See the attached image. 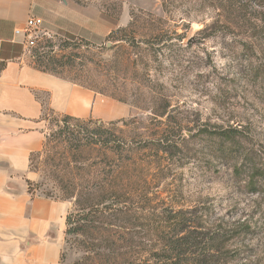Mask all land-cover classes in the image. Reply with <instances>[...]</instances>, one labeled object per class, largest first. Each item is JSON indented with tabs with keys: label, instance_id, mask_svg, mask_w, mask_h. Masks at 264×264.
Listing matches in <instances>:
<instances>
[{
	"label": "rangeland",
	"instance_id": "rangeland-1",
	"mask_svg": "<svg viewBox=\"0 0 264 264\" xmlns=\"http://www.w3.org/2000/svg\"><path fill=\"white\" fill-rule=\"evenodd\" d=\"M36 15L50 36L23 50L26 62L36 50L59 75L91 87L101 101L92 120L134 155V164L124 161L147 191L139 226L124 221L123 230L150 236L168 211L196 207L205 229L239 230L221 245L223 264H264V0H40ZM43 111L29 180L36 194L57 199L56 176L71 168L75 178L101 149L67 140L60 114ZM230 128L239 132L219 136ZM167 131L180 143L171 158L150 142ZM65 201L66 215L73 198ZM64 229L60 264L82 260V237L65 242Z\"/></svg>",
	"mask_w": 264,
	"mask_h": 264
},
{
	"label": "trees",
	"instance_id": "trees-1",
	"mask_svg": "<svg viewBox=\"0 0 264 264\" xmlns=\"http://www.w3.org/2000/svg\"><path fill=\"white\" fill-rule=\"evenodd\" d=\"M126 31L124 27L116 29L118 33ZM110 34L113 35L112 32ZM110 38L118 41L124 37ZM34 51V68L66 79L57 73L56 67L48 66L38 51ZM4 65L3 61L0 62V70ZM42 105L43 110L49 108L43 101ZM165 112L166 109L157 115L163 116ZM59 116L57 122L62 123L59 134L67 140H77L84 146L101 149L100 157L89 164L80 163L75 178L71 168L56 176L62 194L55 200L73 198L72 209L65 215V242L70 236H80L82 239L79 243L86 252L82 260L71 264H223L229 255L227 250L221 249V245L238 235L239 230L228 231L218 229V226L205 229L200 221V208L168 211L153 225L150 236L136 229L125 232L123 227L128 223L124 221L133 227L139 226L142 194L147 191L143 189L144 184L137 171H130L124 161L128 157L134 164V155L127 156L122 140L111 128L92 118L80 119L66 114ZM238 132V129L230 128L218 134L229 140ZM167 135L168 131L150 142L155 144L153 149L161 156L171 158L180 143ZM37 153L39 151L30 155L29 165L31 157ZM254 173L261 175L258 170ZM26 183L27 192L34 196L36 183L29 179H26ZM112 226L117 229H110ZM143 238H147L146 243H143Z\"/></svg>",
	"mask_w": 264,
	"mask_h": 264
},
{
	"label": "crops",
	"instance_id": "crops-1",
	"mask_svg": "<svg viewBox=\"0 0 264 264\" xmlns=\"http://www.w3.org/2000/svg\"><path fill=\"white\" fill-rule=\"evenodd\" d=\"M40 12V0H0V264H60L67 201L27 192L29 157L45 139L42 100L57 114L92 118L96 93L40 71L23 57L14 28Z\"/></svg>",
	"mask_w": 264,
	"mask_h": 264
},
{
	"label": "built area",
	"instance_id": "built-area-1",
	"mask_svg": "<svg viewBox=\"0 0 264 264\" xmlns=\"http://www.w3.org/2000/svg\"><path fill=\"white\" fill-rule=\"evenodd\" d=\"M43 24L44 20L40 16L29 14L23 26L14 28V35L21 37L23 50L36 46L45 36H50Z\"/></svg>",
	"mask_w": 264,
	"mask_h": 264
}]
</instances>
